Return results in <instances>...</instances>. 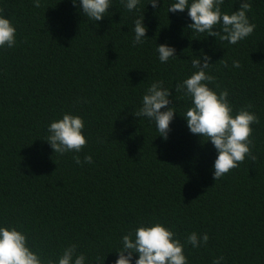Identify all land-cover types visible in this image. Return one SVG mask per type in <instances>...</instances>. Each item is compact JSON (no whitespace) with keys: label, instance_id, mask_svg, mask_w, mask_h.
<instances>
[{"label":"trees","instance_id":"trees-1","mask_svg":"<svg viewBox=\"0 0 264 264\" xmlns=\"http://www.w3.org/2000/svg\"><path fill=\"white\" fill-rule=\"evenodd\" d=\"M147 2L129 12L113 0L94 22L72 0H42L40 8L0 0L17 26L16 45L0 49V224L27 232L45 259L76 244L89 262L100 255L113 264L124 234L160 222L182 242L193 231L209 234L206 245L186 244L189 264L219 256L224 264H264V0H249L256 27L235 45L186 29L187 10L167 14L172 0L157 9ZM240 4L225 0L222 11ZM143 13L150 39L133 46L131 29ZM156 42L175 46L178 57L161 64ZM201 49L214 63L210 87L227 89L234 110L250 105L259 117L254 159L246 156L218 180L216 150L181 115L190 98L173 88L177 113L166 140L134 115L151 82L173 87L190 76ZM233 60L241 67L232 68ZM65 112L84 117L87 144L61 156L46 138ZM87 155L93 163H83Z\"/></svg>","mask_w":264,"mask_h":264},{"label":"clouds","instance_id":"clouds-1","mask_svg":"<svg viewBox=\"0 0 264 264\" xmlns=\"http://www.w3.org/2000/svg\"><path fill=\"white\" fill-rule=\"evenodd\" d=\"M32 2L36 8L42 6V0ZM72 3L88 19L97 22L107 16L113 0H72ZM121 3L127 11L138 12L143 0H121ZM160 3L161 0H148L146 7L151 5L153 9H157ZM224 3L225 0H172L166 11L169 15L187 10L190 23L186 25V29L192 33H206L205 38L216 37L219 41L235 45L249 37L256 27L247 15L251 4L249 0H241L239 10L229 14L222 11ZM131 31L134 32L133 46L142 45L150 39L146 35L148 26L144 13L135 19ZM16 43L17 26L0 11V49L12 48ZM155 51L161 64L178 57L175 46L167 43L156 42ZM211 60L212 57L201 49L199 55L191 57L193 71L190 76L173 87L166 86L163 80L151 82L142 95L138 109H134V115L153 123L158 136L166 140L171 131V122L177 113L176 105L172 103L173 88L176 93L190 98V106L181 115L189 131L200 135L204 142H211L216 150L212 167L213 178L218 180L238 167L246 156L254 159L251 151V137L254 132L252 125L259 123V117L250 111V105L239 111L234 110L227 89L217 91L210 87L216 80L209 71L214 64ZM224 66H229L227 61H224ZM231 67L239 68L241 62L233 60ZM85 127L83 116L65 112L62 118L55 119L48 125L46 141L55 154L63 156L69 152L79 153L87 144ZM74 159L77 164H82L79 156ZM83 163H93V157L85 156ZM209 239L207 232L193 231L182 242L173 229L163 223H141L121 237V246L114 251L117 258L113 264H189L184 251L186 244L199 248L202 244L206 245ZM105 259L97 255L89 262L84 253L78 252L76 244L63 248L54 260L45 259L30 245L27 232L16 226L0 224V264H105ZM224 261L225 257L219 256L213 259L212 264H224Z\"/></svg>","mask_w":264,"mask_h":264}]
</instances>
